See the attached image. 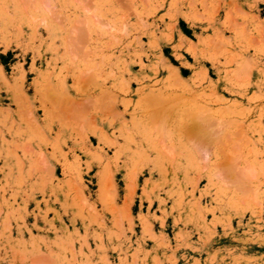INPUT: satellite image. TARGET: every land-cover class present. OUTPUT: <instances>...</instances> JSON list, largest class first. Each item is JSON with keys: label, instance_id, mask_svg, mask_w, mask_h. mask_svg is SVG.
Masks as SVG:
<instances>
[{"label": "rangeland", "instance_id": "obj_1", "mask_svg": "<svg viewBox=\"0 0 264 264\" xmlns=\"http://www.w3.org/2000/svg\"><path fill=\"white\" fill-rule=\"evenodd\" d=\"M0 264H264V0H0Z\"/></svg>", "mask_w": 264, "mask_h": 264}]
</instances>
